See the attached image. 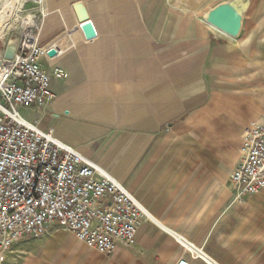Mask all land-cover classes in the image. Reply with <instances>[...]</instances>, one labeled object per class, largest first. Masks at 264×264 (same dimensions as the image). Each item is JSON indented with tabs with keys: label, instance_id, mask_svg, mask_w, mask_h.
<instances>
[{
	"label": "crops",
	"instance_id": "1",
	"mask_svg": "<svg viewBox=\"0 0 264 264\" xmlns=\"http://www.w3.org/2000/svg\"><path fill=\"white\" fill-rule=\"evenodd\" d=\"M58 2L83 17L65 20L58 46L44 11L39 46L57 55L41 63L68 78L51 79L54 101L19 111L115 177L157 222L113 261L201 264L178 234L218 264H264V190L238 203L229 182L244 130L264 119V8L247 9L232 39L204 22L202 0ZM158 130L160 153L138 152ZM144 160L159 163L132 175Z\"/></svg>",
	"mask_w": 264,
	"mask_h": 264
},
{
	"label": "built area",
	"instance_id": "2",
	"mask_svg": "<svg viewBox=\"0 0 264 264\" xmlns=\"http://www.w3.org/2000/svg\"><path fill=\"white\" fill-rule=\"evenodd\" d=\"M32 36L23 33L10 60L0 52V253L61 228L98 253L112 255L132 246L140 226L152 221L121 182L20 114V108L54 101L51 79L68 78L60 68L51 74L43 69L47 50ZM229 182L238 203L264 190V119L244 130L242 159ZM179 242L192 262L218 264L202 249L186 246L185 239Z\"/></svg>",
	"mask_w": 264,
	"mask_h": 264
},
{
	"label": "rangeland",
	"instance_id": "3",
	"mask_svg": "<svg viewBox=\"0 0 264 264\" xmlns=\"http://www.w3.org/2000/svg\"><path fill=\"white\" fill-rule=\"evenodd\" d=\"M223 1L226 0H202L203 4H206L201 10L202 13H206L208 10ZM88 3V5H92L91 3L93 2L91 1ZM247 4V9L264 8V0L247 1ZM13 6L14 10L12 8ZM44 11H46L47 18L52 20V23L55 25L51 31L50 38H48V43H55L58 46L61 44V36L63 35L59 31L61 28H66V26H64L65 20L74 24L75 20L79 21L83 17H81V15L71 16L72 12L70 5L67 3L65 6H60L58 0H44L42 2L36 0H0V19H2V17L10 19L6 31L0 35V52L6 50L10 41L16 40V45L18 44L23 37V28L37 25L43 30V27L46 24V17L43 15ZM61 11H65L63 14L66 17H61L59 15ZM250 12L251 11L248 10L247 15H250ZM76 13L77 12L75 11V14ZM54 18L56 19L54 20ZM87 18L90 19L92 17L90 16ZM31 30L33 34L37 33L36 28ZM48 45L49 44H47V46ZM236 123L238 125L240 124V122ZM132 133L134 140L137 137L139 138L138 132ZM146 135V137H148V142H144L139 147L138 152L160 153V130L154 132L150 131ZM136 163L137 165L134 168L132 175L138 172L142 173L143 170L147 168L146 165L148 164H157L159 162L144 160ZM122 170V182L125 184L126 175L124 174V169ZM128 180L130 181L129 177ZM113 255L114 253L109 256L102 255L96 250H93L87 247L84 243L78 241L69 231L61 228H53L39 238H31L15 243L4 253V262L1 263L0 261V264H117L113 261Z\"/></svg>",
	"mask_w": 264,
	"mask_h": 264
},
{
	"label": "water",
	"instance_id": "4",
	"mask_svg": "<svg viewBox=\"0 0 264 264\" xmlns=\"http://www.w3.org/2000/svg\"><path fill=\"white\" fill-rule=\"evenodd\" d=\"M245 13L246 8L242 5L241 0H228L208 10L203 16V20L218 32L236 39L241 33ZM10 46L8 43L4 53V58L7 60L12 58L15 50ZM46 55L53 58L57 55V51L52 48L47 51Z\"/></svg>",
	"mask_w": 264,
	"mask_h": 264
},
{
	"label": "bare ground",
	"instance_id": "5",
	"mask_svg": "<svg viewBox=\"0 0 264 264\" xmlns=\"http://www.w3.org/2000/svg\"><path fill=\"white\" fill-rule=\"evenodd\" d=\"M36 1H43V0H36ZM16 4V3H15ZM242 5H244V7L246 8V11H247V5H246V3H244V2H242ZM16 7V6H15ZM10 8V7H9ZM13 8V10H14V6L12 7ZM17 8V7H16ZM14 13V12H13ZM7 14V13H6ZM43 15H44V12H43ZM11 16V15H10ZM9 23H10V19H5V18H3L2 17V19H0V35L3 33V32H5L6 31V29H7V27H8V25H9ZM32 26V28H36L37 29V33L34 35V36H32L31 34H29V32H30V30H28V27H25V28H23L24 29V33L26 34V35H29V36H32L33 38H35L36 39V41H35V44L36 45H38L39 46V38H40V34H41V32H42V30H41V27H38L37 25L35 26V25H31ZM31 37V38H32ZM16 40L15 41H10L9 42V44L11 45L10 46V48H12V49H14L15 47H16ZM40 47V46H39ZM63 142V141H62ZM65 143V142H64ZM67 144V143H66ZM69 145V144H68ZM74 148V147H73ZM76 149V148H75ZM77 150V149H76ZM102 169V168H101ZM103 170V169H102ZM104 171V170H103ZM105 173H107L106 171H104ZM108 174V173H107ZM108 175H110V174H108ZM111 176V175H110ZM111 177H113V176H111ZM114 179H116L115 177H113ZM117 180V179H116ZM139 201V200H138ZM140 202V201H139ZM140 204H141V202H140ZM142 205V204H141ZM143 206V205H142ZM144 207V206H143ZM145 208V207H144ZM145 210L147 211V213H148V215L150 216V219H151V221L153 222V223H155L156 225H158L157 224V222L154 220V218L151 216V214L148 212V210L145 208ZM181 236L180 235H178V234H176V239L179 241V238H180ZM181 238H183V237H181ZM183 239H185V238H183ZM38 240V239H37ZM186 241H187V243H185V245L186 246H188V244L190 245L191 244V242H189L187 239H185ZM189 247V246H188ZM4 253L5 252H3V253H0V261H3V255H4Z\"/></svg>",
	"mask_w": 264,
	"mask_h": 264
}]
</instances>
